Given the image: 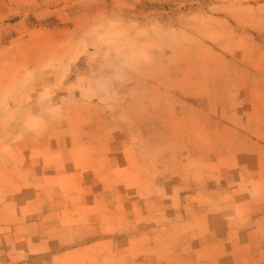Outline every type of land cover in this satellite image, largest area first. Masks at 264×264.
Masks as SVG:
<instances>
[{"label": "rangeland", "instance_id": "obj_1", "mask_svg": "<svg viewBox=\"0 0 264 264\" xmlns=\"http://www.w3.org/2000/svg\"><path fill=\"white\" fill-rule=\"evenodd\" d=\"M0 264H264V0H0Z\"/></svg>", "mask_w": 264, "mask_h": 264}]
</instances>
